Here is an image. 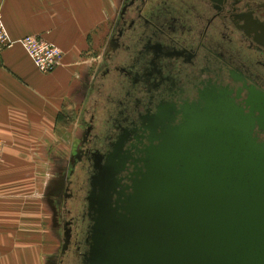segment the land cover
I'll return each mask as SVG.
<instances>
[{"label":"water","instance_id":"water-1","mask_svg":"<svg viewBox=\"0 0 264 264\" xmlns=\"http://www.w3.org/2000/svg\"><path fill=\"white\" fill-rule=\"evenodd\" d=\"M247 105L206 88L161 112L125 187L110 159L87 197V264H264V94Z\"/></svg>","mask_w":264,"mask_h":264},{"label":"flooded vegetation","instance_id":"flooded-vegetation-1","mask_svg":"<svg viewBox=\"0 0 264 264\" xmlns=\"http://www.w3.org/2000/svg\"><path fill=\"white\" fill-rule=\"evenodd\" d=\"M260 2L264 3L124 0L104 53L105 65L98 72L101 81L94 83L90 96L92 104L97 99L104 104L97 109L88 107L89 118L73 157V169L60 194L58 264H65L70 254V264H87L94 215L87 200L92 178L111 159L120 187L130 183L136 160L149 144V126L161 112L180 110L206 88L230 90L234 101L246 110L249 98L264 94V11L257 5ZM102 78H108L103 90ZM255 134L264 141L262 130L256 128ZM81 172L86 174L85 203L80 201L81 187L75 182ZM71 205L82 209L80 219ZM82 220L85 234L79 243Z\"/></svg>","mask_w":264,"mask_h":264},{"label":"crops","instance_id":"crops-1","mask_svg":"<svg viewBox=\"0 0 264 264\" xmlns=\"http://www.w3.org/2000/svg\"><path fill=\"white\" fill-rule=\"evenodd\" d=\"M0 14L9 41L0 46V264H56L55 204L76 152L77 108L88 116L91 94L90 66L71 60L108 40L107 0H0ZM26 34L59 46L61 63L40 72Z\"/></svg>","mask_w":264,"mask_h":264},{"label":"rangeland","instance_id":"rangeland-1","mask_svg":"<svg viewBox=\"0 0 264 264\" xmlns=\"http://www.w3.org/2000/svg\"><path fill=\"white\" fill-rule=\"evenodd\" d=\"M264 1V0H263ZM123 2L124 0H107V5H108V17H107V20H108V29H109V32H108V40L106 39L102 45H99V44H95L94 46H89L87 47L86 49H82L80 50L81 53H79L78 55L79 58H76L74 60H71L72 62L76 63L77 65V69H80V67L82 68V66H84L85 64H88L90 66V70H89V74H88V81H87V88L90 89V93L93 94V90H94V83L97 82V81H101V76L98 74L99 70L105 65V61H104V53L106 51V49L109 47V39L113 36V34L115 33V24H116V20L120 14V10L122 8V5H123ZM258 6L262 7L263 11H264V3H257ZM62 50V49H61ZM62 54H63V51H62ZM62 59V57H61ZM61 59L59 61V64L61 63ZM79 76V72H77V77ZM97 79V80H96ZM108 79V78H107ZM107 79H103L102 80L104 81L103 83V86H102V90L103 88L105 87V85L107 84ZM84 81V80H83ZM80 83V82H79ZM91 96V94H90ZM92 99L93 97L87 99L85 101V107H94V109H97L100 107V104L103 105L104 102L102 99H97V100H93V104H92ZM103 103V104H102ZM87 104V105H86ZM81 110H82V107L81 105L78 106L77 108V122H76V127L77 129L80 131L78 137L74 140V148L77 150L78 148V144H79V140L81 138V135L84 131V126L85 124L87 123L86 121V117L89 118V115L82 118L81 117ZM76 144V145H75ZM75 151V150H74ZM75 154V152H73ZM72 153L71 155V160H70V163H69V167L70 169L72 170L73 167H72V162H73V157H74V154ZM70 172L69 171V174L70 175ZM77 177L75 178V182H76V185L78 184L81 189H79V194H80V201L82 203H85V197L87 195V183H86V174L83 172H81L79 175H76ZM80 183V184H79ZM77 204L81 207V203L77 202ZM73 208H74V211L73 213L75 215H78L79 219L81 218V213H82V209L79 208V206L76 208L77 205H71ZM58 212H60V197H59V206L57 207V205L55 204V210H54V213L58 214ZM59 218V217H58ZM79 222V221H78ZM59 224V225H58ZM80 224V227H81V230L78 232V241L79 243L80 242H83L82 240V237L84 236V230H85V226H83V220L81 221V223L79 222ZM55 228L57 227L59 229V235H57V238H56V245H58V249L61 247V244H62V228H61V220L59 218V223L56 222V224L54 225ZM80 238V240H79ZM57 260H55L56 264L57 263ZM72 254L68 255L67 258H66V261H65V264H70L72 263Z\"/></svg>","mask_w":264,"mask_h":264},{"label":"built area","instance_id":"built-area-1","mask_svg":"<svg viewBox=\"0 0 264 264\" xmlns=\"http://www.w3.org/2000/svg\"><path fill=\"white\" fill-rule=\"evenodd\" d=\"M36 68L43 73L52 71L62 57L59 46L51 43L38 34H26L20 39ZM8 36L4 29L0 14V46L8 44ZM3 154V143L0 140V160Z\"/></svg>","mask_w":264,"mask_h":264}]
</instances>
